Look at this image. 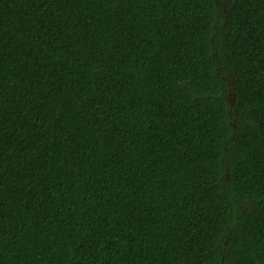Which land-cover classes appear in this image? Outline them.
<instances>
[{"label": "trees", "instance_id": "obj_1", "mask_svg": "<svg viewBox=\"0 0 264 264\" xmlns=\"http://www.w3.org/2000/svg\"><path fill=\"white\" fill-rule=\"evenodd\" d=\"M0 264H264V0H0Z\"/></svg>", "mask_w": 264, "mask_h": 264}, {"label": "water", "instance_id": "obj_2", "mask_svg": "<svg viewBox=\"0 0 264 264\" xmlns=\"http://www.w3.org/2000/svg\"><path fill=\"white\" fill-rule=\"evenodd\" d=\"M229 103H230L231 105H233V104H234V100H229Z\"/></svg>", "mask_w": 264, "mask_h": 264}, {"label": "flooded vegetation", "instance_id": "obj_3", "mask_svg": "<svg viewBox=\"0 0 264 264\" xmlns=\"http://www.w3.org/2000/svg\"><path fill=\"white\" fill-rule=\"evenodd\" d=\"M230 96V94H228ZM228 100H231V99H228Z\"/></svg>", "mask_w": 264, "mask_h": 264}, {"label": "rangeland", "instance_id": "obj_4", "mask_svg": "<svg viewBox=\"0 0 264 264\" xmlns=\"http://www.w3.org/2000/svg\"><path fill=\"white\" fill-rule=\"evenodd\" d=\"M231 100H233V99H231Z\"/></svg>", "mask_w": 264, "mask_h": 264}]
</instances>
